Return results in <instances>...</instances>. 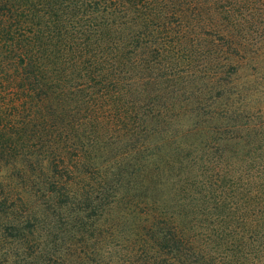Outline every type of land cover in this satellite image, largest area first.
I'll use <instances>...</instances> for the list:
<instances>
[{"label": "trees", "instance_id": "trees-1", "mask_svg": "<svg viewBox=\"0 0 264 264\" xmlns=\"http://www.w3.org/2000/svg\"><path fill=\"white\" fill-rule=\"evenodd\" d=\"M213 1L218 0H0V155L35 141L37 157L49 162V178L55 179L53 169L69 153L64 146L82 142L85 127L102 124L98 114L105 99L117 123L127 129L128 118L137 122L156 99L131 96L132 88L140 91L137 74L154 70L155 51L167 52V33L178 24L173 19L182 22L183 9L200 20L212 14ZM119 110L126 112L121 116ZM233 122L224 127L232 134L225 141L232 145L217 160L207 159L208 174L199 181L215 209L209 213L216 225L211 237L194 218L197 212L187 226L148 214L128 238L113 241L110 229L92 244L68 242L58 226L66 209L30 230L23 225L27 235H35L34 247L25 232L9 234L20 241L9 251L18 258L15 264H264V125ZM129 129L126 137L143 134ZM53 143L64 146L57 153ZM109 182L102 177L104 190ZM49 191L57 200L73 195ZM191 201L198 211L197 199ZM15 223L20 228L21 222ZM214 237L221 243L211 247Z\"/></svg>", "mask_w": 264, "mask_h": 264}, {"label": "rangeland", "instance_id": "rangeland-1", "mask_svg": "<svg viewBox=\"0 0 264 264\" xmlns=\"http://www.w3.org/2000/svg\"><path fill=\"white\" fill-rule=\"evenodd\" d=\"M214 3L211 15L195 21L183 9L182 22L173 19L179 25L167 33V52L155 51L154 70L137 74L140 91L132 88L131 96H156L155 106L144 107L137 122L132 116L127 119L129 133L143 132L139 139L126 137L127 129L116 122L112 103L105 99L106 107L98 114L102 124L85 127L82 142L63 145L69 153L64 164L52 167L55 179L49 178V162L37 157L35 141H24L15 151L0 155V264L18 259L9 251L17 250L12 245L20 241L9 234L25 232L34 247L35 235H27L23 225L30 230L49 221L54 212L64 215L66 209L58 226L68 242L92 244L110 229L113 241L128 238L148 214L187 226L197 212L194 218L209 228L206 235L211 237L216 225L209 213L215 209L199 183L208 174L205 163L208 158L217 160L232 145L225 141L232 137L226 124L264 125V0ZM229 107L234 111L228 112ZM119 111L121 116L126 112ZM96 135L100 138L94 142ZM56 146L53 143L51 149L58 153L63 146ZM104 176L110 181L105 190ZM52 188L60 195L70 190L75 197L62 196L59 203ZM193 198L198 211L189 206ZM15 222H21L20 228ZM213 239L209 246L221 243Z\"/></svg>", "mask_w": 264, "mask_h": 264}]
</instances>
